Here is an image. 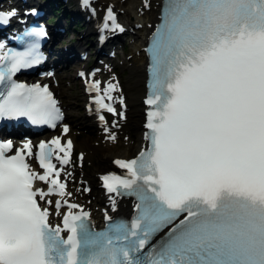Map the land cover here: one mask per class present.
<instances>
[{
  "label": "snow or ice",
  "instance_id": "snow-or-ice-1",
  "mask_svg": "<svg viewBox=\"0 0 264 264\" xmlns=\"http://www.w3.org/2000/svg\"><path fill=\"white\" fill-rule=\"evenodd\" d=\"M81 4L88 8L91 0ZM16 15L15 8L0 11V26ZM106 19L123 31L111 7ZM25 35L37 39L22 52L0 43V122L26 118L55 129L63 115L49 86L14 79L41 62L38 40L47 32L40 26ZM148 50L150 144L112 161L125 176L99 177L108 193L136 198L130 226L116 221L95 232L87 211H71L80 206L64 199L72 195L67 125L35 153L29 139L20 147L0 140V264H264V0H166ZM94 76L86 90L95 93L98 119L105 111L123 117L114 107L124 103L113 95L116 78L102 86ZM33 156L42 171L31 168ZM50 196L60 198L57 214L69 210L62 227L50 224L43 206L53 204Z\"/></svg>",
  "mask_w": 264,
  "mask_h": 264
},
{
  "label": "bare ground",
  "instance_id": "bare-ground-1",
  "mask_svg": "<svg viewBox=\"0 0 264 264\" xmlns=\"http://www.w3.org/2000/svg\"><path fill=\"white\" fill-rule=\"evenodd\" d=\"M161 0H95L94 9L98 7L104 8L105 6L112 5L118 12V20L122 25V29L126 30L127 38L129 39L132 56L131 60L127 64H116L111 61L113 64L117 65L118 68L124 69L128 72V79L126 82L121 84L116 75L113 73V70L106 73L107 80H111L113 77L116 78L115 81H118L119 87L122 88V93L126 97L125 102V119L116 122L115 129L109 128V132L114 133L115 137L120 136V139L117 140L120 143L119 152L110 158H105L97 160L95 166L96 171L99 175H103L108 170H113L111 162L117 158L129 159L134 158L136 154L142 151L145 148V142L143 140L142 133L144 132L143 126L145 120L143 117L142 110L143 108L140 105V98L143 97V82H144V73L143 67L145 64L144 57L140 51V46L142 45L143 39L146 38L148 32L152 28L153 24L156 22V17L158 10L160 8ZM137 26V28H134ZM75 51H78L83 48L81 44L75 45ZM113 49V48H112ZM74 59V58H72ZM66 61L62 57V60L58 61L62 65ZM57 94L62 99V104L64 105L67 114L69 115L73 110V104L71 99L66 95L61 87L57 88ZM79 122H74V125H79ZM93 124L97 132H99V126L95 125L91 119H87L84 125L92 127ZM85 126V127H86ZM107 127V124L104 125ZM135 133L136 137L133 142H130L126 132ZM100 133V132H99ZM108 135V133H107ZM106 135V137H107ZM103 135H99L100 143H103L104 146L116 143L115 140L106 139ZM79 152L84 154L85 160H90L96 149L94 146L85 147L84 144H75ZM93 185V183H92ZM93 195L90 197H81L76 192H72L73 199L85 210L91 212L92 218L94 220L103 218V217H115V216H125L130 214L132 211V205L127 202L117 201L113 206H107L105 204V195L101 191H97L96 187L93 185ZM115 209V210H114Z\"/></svg>",
  "mask_w": 264,
  "mask_h": 264
},
{
  "label": "rangeland",
  "instance_id": "rangeland-1",
  "mask_svg": "<svg viewBox=\"0 0 264 264\" xmlns=\"http://www.w3.org/2000/svg\"><path fill=\"white\" fill-rule=\"evenodd\" d=\"M134 28H137V27L134 26ZM70 29L72 30V27ZM81 43L85 46L89 45V42L85 43V41H81ZM131 52H132V48H131L129 39L127 38V34H124L121 44H119L117 48H115L116 58L113 59V61L117 65L120 63L127 64L128 60L129 61L131 60V56H132ZM77 64H78L77 62L75 63L72 62L71 65L61 66V69H63V71H61L57 75V77L61 78V88L64 89L66 94L70 97L71 102L73 103V114L77 117L82 118L83 114L81 112V105H82L81 92L78 86L71 82L70 75H69V71H70V68H72V65H74L73 66L74 68L75 66H77ZM115 75L118 78V80L121 82V84L126 82L128 79V72L124 69L118 68L117 66L115 67ZM138 101H141V98ZM81 124H85V122L81 121L79 125ZM91 126L92 127L86 126L84 128L85 130L79 133L77 136H78V141H80L79 144H84L85 147L94 146L96 151L90 160H85L84 158V161L81 163L82 164L81 167L76 169V174L73 173L74 174L73 185L74 186L77 185L78 180L81 179L82 182L89 183L90 187L94 185L96 189H98L96 177L97 175H99V173L98 171L95 170L93 166H95L97 160L110 158V156H114L116 153H118L120 143L122 142L117 141L120 139V136H117L116 143H112L110 145L104 146L103 143H100L99 135H98V132L95 126L92 124ZM76 129L79 131L81 127L76 128ZM126 135L128 139L130 140V142H133L136 137L135 133H132L129 131L126 132ZM91 189L92 190H91L90 196L93 195V188ZM97 191L99 192V190ZM78 195L81 196L79 192H78Z\"/></svg>",
  "mask_w": 264,
  "mask_h": 264
}]
</instances>
